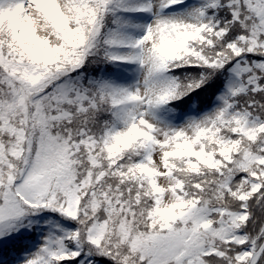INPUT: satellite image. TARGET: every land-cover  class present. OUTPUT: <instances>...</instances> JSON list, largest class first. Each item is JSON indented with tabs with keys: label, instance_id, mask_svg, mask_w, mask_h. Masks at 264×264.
I'll return each mask as SVG.
<instances>
[{
	"label": "snow or ice",
	"instance_id": "6c2138e0",
	"mask_svg": "<svg viewBox=\"0 0 264 264\" xmlns=\"http://www.w3.org/2000/svg\"><path fill=\"white\" fill-rule=\"evenodd\" d=\"M0 264H264V0H0Z\"/></svg>",
	"mask_w": 264,
	"mask_h": 264
},
{
	"label": "rangeland",
	"instance_id": "374dc122",
	"mask_svg": "<svg viewBox=\"0 0 264 264\" xmlns=\"http://www.w3.org/2000/svg\"><path fill=\"white\" fill-rule=\"evenodd\" d=\"M135 67V66H134Z\"/></svg>",
	"mask_w": 264,
	"mask_h": 264
}]
</instances>
